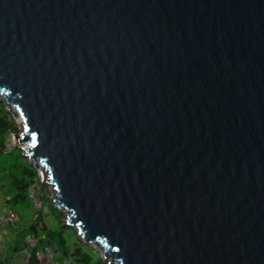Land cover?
<instances>
[{
  "label": "water",
  "instance_id": "water-1",
  "mask_svg": "<svg viewBox=\"0 0 264 264\" xmlns=\"http://www.w3.org/2000/svg\"><path fill=\"white\" fill-rule=\"evenodd\" d=\"M0 100L109 264H264V0H0Z\"/></svg>",
  "mask_w": 264,
  "mask_h": 264
},
{
  "label": "trees",
  "instance_id": "trees-1",
  "mask_svg": "<svg viewBox=\"0 0 264 264\" xmlns=\"http://www.w3.org/2000/svg\"><path fill=\"white\" fill-rule=\"evenodd\" d=\"M19 132L16 122L7 111L4 102L0 100V191L5 194L4 208L6 209H3L4 213L8 209L14 211L13 205L31 207L27 198V190L37 176L34 166L22 155L20 148L10 141L11 136ZM40 196L42 206L46 203L49 205L50 212L56 220L55 224H58L57 228L49 229L45 226L42 207L39 211H34L30 225L16 231L12 240V255L8 256L7 252H3L0 248V264H16L13 258L24 252H29L28 261H23L24 264H39L35 257V251L44 245L56 248L59 255L57 261L69 257L75 264H109V261L103 260L92 246L84 244L77 237L74 229L65 225L64 215L56 211L51 204L46 184H41ZM7 197L9 198L7 199ZM67 229L73 230L74 240L69 241L65 236ZM29 235H33L37 240V247L33 250H28L26 247L25 239Z\"/></svg>",
  "mask_w": 264,
  "mask_h": 264
},
{
  "label": "rangeland",
  "instance_id": "rangeland-1",
  "mask_svg": "<svg viewBox=\"0 0 264 264\" xmlns=\"http://www.w3.org/2000/svg\"><path fill=\"white\" fill-rule=\"evenodd\" d=\"M14 121L16 122L18 128L20 129V120H14ZM13 137L14 136H11L10 138V141L12 143H13ZM50 188L51 189L48 188L50 192L49 196H52L54 195V192L52 190V187ZM4 198H5V194L2 191H0V214H3L4 213L3 209H6L4 208L5 207ZM8 198L9 197H7V199ZM12 209L19 217L16 224L14 226H7V227L0 226V247L2 248L3 252H7L8 256L12 255V240L14 238L16 231L18 229L20 230V229H24L25 227H28L34 215V210L32 206L27 208L22 205H13ZM42 211L45 216V221H44L45 226L48 227L49 229H56L58 224H55L56 220L54 219L53 214L50 212L49 205L47 203L42 206ZM65 236L69 241L74 240L75 238V234L71 229L65 230ZM94 249L98 252L99 255L101 254L99 250H97L96 248ZM24 254L25 252L17 254L13 258L16 264H24L23 263ZM58 257L59 255L56 253L55 258L57 259Z\"/></svg>",
  "mask_w": 264,
  "mask_h": 264
},
{
  "label": "built area",
  "instance_id": "built-area-1",
  "mask_svg": "<svg viewBox=\"0 0 264 264\" xmlns=\"http://www.w3.org/2000/svg\"><path fill=\"white\" fill-rule=\"evenodd\" d=\"M36 171L37 176L34 182L31 183L27 190V198L35 212L39 211L42 207V200L40 196L41 184H46L48 188L51 189L50 186L47 184V179L44 175V172L41 169H36ZM18 218V215L14 211L8 209L4 214H0V226H14ZM25 243L28 250H33L37 247V240L36 238H34L33 235L27 236L25 239ZM56 253V248L50 245H44L42 248L37 249L35 251V257L37 258L39 264H75L73 259L69 257H64L61 259V261H57V259L55 258ZM28 258L29 252H26L24 262H27Z\"/></svg>",
  "mask_w": 264,
  "mask_h": 264
}]
</instances>
